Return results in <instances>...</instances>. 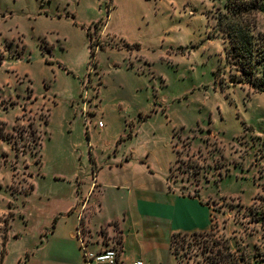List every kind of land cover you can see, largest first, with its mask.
<instances>
[{
    "label": "rangeland",
    "instance_id": "1",
    "mask_svg": "<svg viewBox=\"0 0 264 264\" xmlns=\"http://www.w3.org/2000/svg\"><path fill=\"white\" fill-rule=\"evenodd\" d=\"M227 1L101 0L97 5L96 0H0V38L21 35L27 44L29 62L19 72L29 77L38 95L43 93L44 83L55 90L56 107L46 127L49 107L29 109L27 101L22 102L15 123L36 127L41 138L47 132L42 166L32 168L36 192L22 206L32 221H43L61 196L73 192L77 179L84 181L86 138L77 108L83 93L79 81L86 82L88 70L95 68L90 84L99 83L96 73H100L103 95L98 98L110 134L123 127L128 130L119 111L133 128L139 114L134 115V110L145 115L163 104L168 126L160 116L151 118L142 126L137 142L140 149L159 151L170 127H175L179 156L171 179L187 195L207 188L206 193L214 196L209 201L217 221L211 239H226L232 251L250 257V264H264V227L250 220L248 210L264 186V93L247 94L246 85L230 82L237 73L225 59V38L214 30ZM101 20L108 22L111 34L141 46L140 61L126 53L117 39L110 41L111 46L99 48L104 45L98 35ZM90 22L95 23L89 26ZM256 23L264 48V11L257 15ZM81 27L89 30L96 49L93 67ZM17 45L9 51L15 53ZM6 46L0 43V62ZM54 64L70 74L56 72ZM256 73L264 79V61ZM24 94L30 98V88ZM16 102V97L0 94V111H11ZM0 130L4 135L0 141V193L28 192V161L37 163L39 151L4 124ZM11 215H5L4 228ZM207 238L181 234L173 240L172 251L183 264H206L212 254L210 248H203Z\"/></svg>",
    "mask_w": 264,
    "mask_h": 264
},
{
    "label": "crops",
    "instance_id": "2",
    "mask_svg": "<svg viewBox=\"0 0 264 264\" xmlns=\"http://www.w3.org/2000/svg\"><path fill=\"white\" fill-rule=\"evenodd\" d=\"M100 1L96 0L97 5H100ZM98 22L101 23L98 35L104 44L102 48L111 46L110 41L117 39L126 53L133 54L135 60L141 58V46L138 43L127 41L121 36L119 39L111 34L108 22ZM94 23L90 22L89 26ZM80 31L86 33L90 60L88 30L81 27ZM208 40L212 42L211 37ZM0 43L7 44L6 55L0 62V94L18 99L11 111H0V122L12 132L21 115L22 102L27 101L30 102L29 109L45 105L49 107L46 127L56 107L53 86L44 83V91L38 95L29 77L19 72L24 62H29L27 44L21 35L13 39L0 38ZM18 43L23 47L19 55H16L9 50ZM42 46L43 43H40V49ZM54 66L56 72L63 70L70 74L62 65ZM96 74L100 87L98 95L101 96V76L100 73ZM83 83L79 81L81 88ZM28 88L31 96L27 99L24 93ZM19 99H22L21 103ZM101 103L102 100L98 98V106L89 126L85 125L79 113L86 138L84 181L77 179L73 192L61 196L43 221H32V216L24 212L22 206L26 203L24 200L37 189V178L32 168L42 166V151L47 137L45 130L38 162L28 161L31 170L29 191L15 195L8 193L6 196L0 193V264H85L80 243L75 236L77 214L83 201L86 204L85 222L91 239L89 250L100 251L115 242L121 249L120 264H133L135 261H143L145 264H183L172 251L173 235L210 230L213 209L209 200L214 196L206 193L207 188L198 191L197 195L182 193L170 177L179 156V147L175 146V127H170V135L159 151L148 148L141 150L137 144L142 126L151 118L160 116L165 120V127L168 126L165 106L160 103L158 108L150 109L145 115H141L139 109L134 110V115L139 114L137 126L133 128L119 111L128 130L123 127L122 131L110 134L111 129L103 120ZM98 120L103 122L102 128L96 126ZM4 206L6 210H3ZM9 212L12 215L4 228L3 219ZM110 225H114V229H108V237L103 240L102 231Z\"/></svg>",
    "mask_w": 264,
    "mask_h": 264
},
{
    "label": "trees",
    "instance_id": "3",
    "mask_svg": "<svg viewBox=\"0 0 264 264\" xmlns=\"http://www.w3.org/2000/svg\"><path fill=\"white\" fill-rule=\"evenodd\" d=\"M262 11H264V0H228L225 4V13H221L217 17L214 27L217 35H222L225 38L227 43L225 59L237 73L230 78V82L233 85H246L248 87L247 94L264 93V79L256 73V67L264 61V48L259 43L260 37L256 33V18ZM88 35L90 38V64H92L95 60L96 49L89 30ZM208 36L212 35L209 33ZM102 47V45L99 46V48ZM218 71L219 67L215 76ZM229 86L230 84L226 85V87ZM2 124L0 122V126ZM3 137L0 130V141L3 140ZM262 190V194L253 198L254 201L248 210L252 214L250 220L254 223L261 222V226L264 227V186H262ZM213 231L214 229H210L206 232L191 233L199 238L208 237L204 241L208 243H204L203 248H210L212 254L207 257L206 264H250V257L232 251L226 239H211ZM179 235L181 234H174L172 242Z\"/></svg>",
    "mask_w": 264,
    "mask_h": 264
},
{
    "label": "built area",
    "instance_id": "4",
    "mask_svg": "<svg viewBox=\"0 0 264 264\" xmlns=\"http://www.w3.org/2000/svg\"><path fill=\"white\" fill-rule=\"evenodd\" d=\"M17 47L18 50L15 53L16 55H19V53L22 51L23 46L19 45L18 43ZM92 72H95V68H90L88 70L87 80L86 82L83 83V93L80 97L79 102L77 103V108L80 109L79 113L86 126H89L92 123V116H93L92 114H95L96 112L95 108L98 106V84L96 86L90 84V75L92 74ZM25 111L26 110H24L23 112L25 113ZM33 116L36 115L33 114ZM34 121L35 119L34 117H32L30 122L34 123ZM95 124L99 128H102L103 126V122L101 120H98ZM14 131L15 133H19L20 136H22L23 139L28 141L29 144L32 143L34 145L33 149H35L36 152L39 151L40 149L39 145L41 144L42 138L36 127L32 129L28 125L25 126L24 123H19L18 125L15 126ZM191 155H193V153H191ZM84 202L85 201H83V203L81 204V209H79L78 211L77 214L78 223L75 228V236L80 243V247L83 252L84 263L85 264H120L119 255L121 253V249L119 245H117L115 242H112L110 246L100 251L94 252L89 250L88 246L90 245L91 239L89 237L90 236L89 229L85 222L84 210L86 208V204ZM216 222H217L216 218L212 213L210 218L211 230L215 229ZM111 228L114 229V225H110L106 228V230L102 231L103 240L107 239L108 229ZM133 264H145V263L143 261H135Z\"/></svg>",
    "mask_w": 264,
    "mask_h": 264
}]
</instances>
